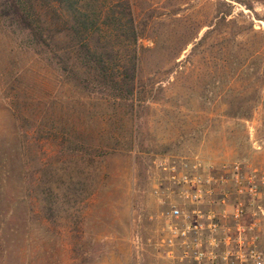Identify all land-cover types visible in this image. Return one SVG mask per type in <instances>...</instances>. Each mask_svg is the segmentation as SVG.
<instances>
[{
  "label": "rangeland",
  "instance_id": "1",
  "mask_svg": "<svg viewBox=\"0 0 264 264\" xmlns=\"http://www.w3.org/2000/svg\"><path fill=\"white\" fill-rule=\"evenodd\" d=\"M171 166L264 246V0H0V264H166Z\"/></svg>",
  "mask_w": 264,
  "mask_h": 264
},
{
  "label": "built area",
  "instance_id": "2",
  "mask_svg": "<svg viewBox=\"0 0 264 264\" xmlns=\"http://www.w3.org/2000/svg\"><path fill=\"white\" fill-rule=\"evenodd\" d=\"M160 165L165 169V162ZM169 170L180 202L170 203L164 213L160 246L166 264H264L259 221L241 199L242 187L233 203L205 202L210 179Z\"/></svg>",
  "mask_w": 264,
  "mask_h": 264
},
{
  "label": "trees",
  "instance_id": "3",
  "mask_svg": "<svg viewBox=\"0 0 264 264\" xmlns=\"http://www.w3.org/2000/svg\"><path fill=\"white\" fill-rule=\"evenodd\" d=\"M55 1H59V2H65V0H55ZM69 1V0H68ZM77 10V9H76ZM13 11H14V13H18V11H17V9L15 8V5H14V3H13ZM89 21V19L88 18H86L85 17V19H83V20H81V22H80V20H77V22L79 23L80 22V24L79 25H81V26H84V27H86L88 30V33L89 32H91L92 31V29H93V27L95 26V25H97V21L96 20H90V22H88ZM88 23V24H87ZM84 42L83 43H85V40H83ZM97 61L99 62V63H103L104 61L102 60V57L101 56H99L98 58H97ZM104 71H107V68H106V70H104ZM135 91V90H134ZM134 94H135V92H134Z\"/></svg>",
  "mask_w": 264,
  "mask_h": 264
}]
</instances>
